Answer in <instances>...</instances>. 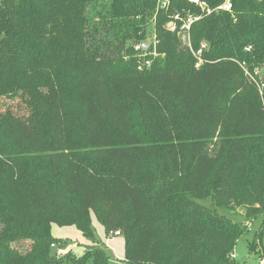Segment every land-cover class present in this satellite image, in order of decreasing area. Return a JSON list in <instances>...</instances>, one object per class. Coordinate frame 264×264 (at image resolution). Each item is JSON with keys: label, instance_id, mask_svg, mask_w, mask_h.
<instances>
[{"label": "trees", "instance_id": "1", "mask_svg": "<svg viewBox=\"0 0 264 264\" xmlns=\"http://www.w3.org/2000/svg\"><path fill=\"white\" fill-rule=\"evenodd\" d=\"M226 1L0 0V264H110L51 254L52 224L92 237L91 211L125 237L118 264H237L246 225L199 200L264 216V89L245 71L264 64V0ZM20 94L28 115L2 109Z\"/></svg>", "mask_w": 264, "mask_h": 264}, {"label": "rangeland", "instance_id": "2", "mask_svg": "<svg viewBox=\"0 0 264 264\" xmlns=\"http://www.w3.org/2000/svg\"><path fill=\"white\" fill-rule=\"evenodd\" d=\"M165 4V3H164ZM152 26V21L149 22L148 28ZM175 26V23L171 20L168 24V28ZM183 28V26H182ZM183 34L185 32H182ZM182 33L181 36H182ZM182 38V37H181ZM183 40V39H182ZM156 40L153 35V30L150 31L149 37L145 40L136 42L135 49L138 51L140 68L150 67V56H157ZM146 44L147 48L143 49V45ZM183 44L186 43L183 41ZM198 65V63H197ZM49 93L48 89H42L39 93V97L46 99V94ZM27 96L21 94L14 98L4 97L2 98V109L5 110L9 106L15 111L23 115H28L30 108L27 104ZM208 150L212 153L216 152L214 147L210 145ZM202 204L216 208L220 214H224L237 222H244L247 227V231L241 235L236 243L235 250L232 254L237 264H263L260 259L259 250L264 249V232L260 240L256 241L255 249H252L251 244L254 242L259 231L263 229L264 216L252 217L246 219L244 217L245 210L243 208H236V210L223 209L215 206L211 197L199 200ZM91 227L93 236H85L75 225L60 226L53 223L51 226L52 235L60 239L61 242L56 243L55 246L51 247V254L56 257H63L66 253L72 251L75 255H81L84 253L88 246H98L103 248L110 256V264H118L119 261L125 259L126 255V239L123 235L108 234L103 223L97 217L94 211H91ZM30 250V242L22 241L20 243L10 244L6 251L11 254H25Z\"/></svg>", "mask_w": 264, "mask_h": 264}, {"label": "built area", "instance_id": "3", "mask_svg": "<svg viewBox=\"0 0 264 264\" xmlns=\"http://www.w3.org/2000/svg\"><path fill=\"white\" fill-rule=\"evenodd\" d=\"M191 1L199 2V0H191ZM231 7H232V4L230 0H227L226 3L223 5V8L226 10H230ZM192 21H193L192 19H189L187 23L183 26V28H186V31L184 34L182 33V39L188 45H190L189 28H190V24ZM171 29H174V26ZM200 63L201 61H199L198 65ZM245 71H246L247 76L250 78V80L256 83V85L259 87L260 93L262 94L263 89H264V79H263L264 64L262 67L256 68L254 72H250L248 68H245ZM119 233L120 232H116V234H119Z\"/></svg>", "mask_w": 264, "mask_h": 264}, {"label": "water", "instance_id": "4", "mask_svg": "<svg viewBox=\"0 0 264 264\" xmlns=\"http://www.w3.org/2000/svg\"><path fill=\"white\" fill-rule=\"evenodd\" d=\"M142 48H143V49H146V48H147V45H146V44H144Z\"/></svg>", "mask_w": 264, "mask_h": 264}]
</instances>
